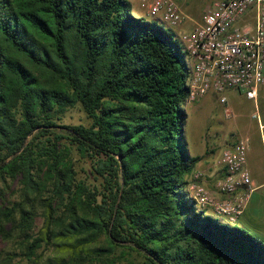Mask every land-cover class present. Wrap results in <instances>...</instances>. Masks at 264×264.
<instances>
[{
    "label": "trees",
    "instance_id": "obj_1",
    "mask_svg": "<svg viewBox=\"0 0 264 264\" xmlns=\"http://www.w3.org/2000/svg\"><path fill=\"white\" fill-rule=\"evenodd\" d=\"M190 77L177 33L129 0H0V235L15 233L29 264L51 246L43 264H264L263 240L186 192L202 160L186 137ZM76 108L90 125L60 135ZM74 149L99 186L76 178Z\"/></svg>",
    "mask_w": 264,
    "mask_h": 264
},
{
    "label": "built area",
    "instance_id": "obj_2",
    "mask_svg": "<svg viewBox=\"0 0 264 264\" xmlns=\"http://www.w3.org/2000/svg\"><path fill=\"white\" fill-rule=\"evenodd\" d=\"M207 2L203 22L177 35L191 68L186 104L214 93L231 118L226 92L237 90L256 100L264 85V0ZM140 4L150 17L173 30L188 18L177 0H140ZM249 147V140L240 138L222 152L219 164L224 175L216 182L221 198L201 182L203 173L194 174L186 191L199 208H210L231 223L238 220L255 189L247 167Z\"/></svg>",
    "mask_w": 264,
    "mask_h": 264
},
{
    "label": "crops",
    "instance_id": "obj_3",
    "mask_svg": "<svg viewBox=\"0 0 264 264\" xmlns=\"http://www.w3.org/2000/svg\"><path fill=\"white\" fill-rule=\"evenodd\" d=\"M129 1L136 17H146L147 20L161 23L148 15L147 11L141 6L140 0ZM177 1L181 8L187 12L188 19L192 20L194 24L197 23L192 16L196 0H193V2H188V0ZM181 27L178 29H181ZM174 31L178 35L177 29H174ZM213 94L210 93L193 103V107L196 105V109L199 110L200 107L202 109L204 100ZM226 96L228 98L227 106L231 109L233 116L228 118L224 107L222 115L214 119L220 127L215 131H208V133L200 135L201 141L198 143L196 152H193L189 145L191 155L202 157V160L196 165L193 173L186 176V180H192L196 172L203 173L201 182L213 191L217 198H221L222 195L216 190V182L224 175V169L219 164L221 154L225 149L233 148L240 138H247L250 143L247 167L255 189L244 212L233 225L264 241V85L260 87L256 100L248 99L244 93L237 90H228ZM196 109H194V113H196ZM203 210L209 216L215 217L214 215H217L210 208Z\"/></svg>",
    "mask_w": 264,
    "mask_h": 264
},
{
    "label": "rangeland",
    "instance_id": "obj_4",
    "mask_svg": "<svg viewBox=\"0 0 264 264\" xmlns=\"http://www.w3.org/2000/svg\"><path fill=\"white\" fill-rule=\"evenodd\" d=\"M188 2H193V0H188ZM208 2L207 0H196L192 12V16L194 17V21L197 23H202L204 17L206 15ZM185 12V11H184ZM187 15V12H185ZM146 18V17H145ZM196 24V23H195ZM194 22L186 18V21L181 27V29H177L178 35L182 34L183 32H189L194 27ZM182 25V26H183ZM180 41V40H179ZM183 107L186 109L189 118L186 125V137L187 141L190 145V148L193 152H196L198 148V143L201 141L200 135L204 133H208V131L212 132L215 131L220 127L218 123H215L214 119L222 115L224 106L220 104L219 96L217 94H213L212 96H208L203 104L202 109H196V105L193 107V104H184ZM195 110L196 113L193 111ZM78 124H85L90 125V120L88 119L85 112H83L80 108L71 109L64 117L62 121L58 123V132L60 135L69 137L66 127L70 125H78ZM67 141V140H66ZM71 158H73L74 163V171L76 174V178L78 180H82L86 182L91 187L99 186L102 180L96 178V175L93 170L94 160L89 158V156H82L77 149H74L71 154ZM191 180L188 181V185L190 184ZM203 183V182H202ZM187 185V186H188ZM187 188V187H186ZM14 191V192H12ZM20 191H21V184L19 180L14 182V186L10 192H8V200L10 201H18L20 199ZM187 192V191H186ZM47 194L44 193L43 196ZM34 204L38 207V218L35 224V232L38 234L39 231L43 228L44 225V217L41 215L44 209V203L41 201H36ZM214 219L219 222H222L229 226H234L233 223L229 222L227 218L223 216L214 215ZM7 253H16L17 256L14 260L15 264H29L27 259L23 255V242L20 238L16 236L15 233H12V238L8 239L4 236L0 235V258H3ZM56 250L53 246L42 249L39 252V258L41 263H47L51 258H55ZM143 259L137 254L128 255L119 264H135Z\"/></svg>",
    "mask_w": 264,
    "mask_h": 264
}]
</instances>
